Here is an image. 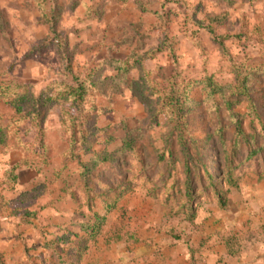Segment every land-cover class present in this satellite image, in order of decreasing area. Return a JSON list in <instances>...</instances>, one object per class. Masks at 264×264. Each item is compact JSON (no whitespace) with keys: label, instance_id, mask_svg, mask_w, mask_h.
<instances>
[{"label":"rangeland","instance_id":"1","mask_svg":"<svg viewBox=\"0 0 264 264\" xmlns=\"http://www.w3.org/2000/svg\"><path fill=\"white\" fill-rule=\"evenodd\" d=\"M141 57L159 85H190L162 89L183 115L133 92L138 71L106 82L84 108L96 143L143 133L88 173L77 105L34 128L0 101V264H264V0H0V78L17 90L52 96Z\"/></svg>","mask_w":264,"mask_h":264},{"label":"trees","instance_id":"2","mask_svg":"<svg viewBox=\"0 0 264 264\" xmlns=\"http://www.w3.org/2000/svg\"><path fill=\"white\" fill-rule=\"evenodd\" d=\"M143 62L144 60L142 57L134 59V61L131 62L129 60H110L109 66H111L114 70L113 76L102 77L101 67L100 65H97L86 70L83 77L76 80L75 87L60 86L57 84L50 86V89L48 90L52 93L54 90V93L52 96L48 97H35L28 89L17 90L12 86V82L7 79V76H4L5 80H3L2 76V78H0V101L5 105L10 106L14 111V116L9 118L13 124L25 122L28 125H33L34 128H37L43 122V113L47 105L53 106L61 102H70L77 105V110L81 115V126L80 130L76 134L78 137L75 138L73 136L75 134L70 133V138L71 140H74L76 146L79 147L82 154L89 155L90 163L88 165L83 164L81 166L82 169L88 173L97 167V163L108 161L110 156H125L126 154L134 155L135 144L141 138L143 133L141 129L127 131L125 138L121 141V144L113 149H109V145H111L112 140L108 137H106L104 141L96 143L95 137L99 129L93 126L92 123L88 124L87 120L85 121V117H88V113H90V111L88 110L87 112L84 108L89 101L90 95L100 91L101 87L106 82H118L119 80L126 81L132 71H138L140 77L136 81L130 79L129 82V87L133 90V92H135V90H139L140 96H143L144 92H149V94L153 96L157 102V113L168 116V118H170V122H174L172 118L175 114L178 116H181L180 114L183 115V111L185 109L183 101H180L181 97H174L172 101L167 98V93L163 94L162 89H192L190 85L184 84L180 87L172 86L170 84L159 85L157 82L152 80L150 74L144 70ZM203 89H232V87L230 84L208 82L206 86H203ZM177 95L179 94L177 93ZM93 111L94 109L91 110V112ZM7 128L8 125L3 131H7ZM237 133L236 139L233 141L235 142L234 145H236V143L239 145L240 142L243 144L249 142L250 145H253L254 141L251 140L250 136L243 135L239 130ZM95 144H99L98 149H94ZM9 149H11L10 143L5 141L4 136H2L0 138V152H7ZM235 171L236 170H232L229 173H232L231 175H233ZM223 182L225 183L226 181ZM185 189V196L191 197L193 189L190 181L186 183Z\"/></svg>","mask_w":264,"mask_h":264}]
</instances>
